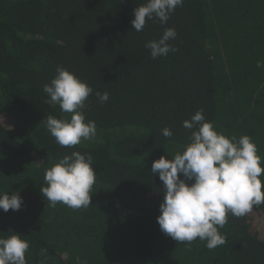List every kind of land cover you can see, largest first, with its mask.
Wrapping results in <instances>:
<instances>
[{
	"label": "trees",
	"instance_id": "obj_1",
	"mask_svg": "<svg viewBox=\"0 0 264 264\" xmlns=\"http://www.w3.org/2000/svg\"><path fill=\"white\" fill-rule=\"evenodd\" d=\"M145 2L0 0V192L23 199L0 210V237L29 242L26 264H264V205L228 215L225 245L177 243L157 222L164 186L151 172L190 142L183 121L201 107L264 157V0H184L166 24L154 18L137 32L134 9ZM168 27L178 50L152 59L145 43ZM58 66L93 88L83 111L96 135L72 148L46 128L49 115L71 116L43 91ZM72 151L93 157L91 204L49 207L45 172Z\"/></svg>",
	"mask_w": 264,
	"mask_h": 264
},
{
	"label": "clouds",
	"instance_id": "obj_2",
	"mask_svg": "<svg viewBox=\"0 0 264 264\" xmlns=\"http://www.w3.org/2000/svg\"><path fill=\"white\" fill-rule=\"evenodd\" d=\"M183 3L184 0H146L134 9L131 24L137 32L144 29L147 20L154 18L166 24L171 13ZM176 37L175 28L168 27L159 39L146 42L151 58L177 51L169 43ZM257 67H264V63L258 61ZM43 91L51 102L59 104L62 112L71 114L70 118L49 115L46 119V128L57 144L72 148L82 140L95 137L96 124L86 121L83 111L87 98L93 93L87 81L58 66L57 74L43 85ZM95 94L101 104L109 99L108 92ZM183 127L191 130L190 142L183 151L172 158L164 154L151 166V172L159 174L164 186L157 222L160 230L177 243L190 245L199 239L206 241L205 246L211 250L227 243L226 235L219 229L227 223L229 214L244 217L254 206L264 205L261 179L264 157L258 154L250 136L238 138L235 134L228 136L218 131L214 121L206 120L203 107L184 120ZM162 135L171 137L173 132L165 127ZM44 179L47 186L40 190L49 207L62 203L74 210L87 208L96 181L93 157L80 151L65 154L46 170ZM22 204L18 192H0V210L17 211ZM16 233L0 237V264H26L29 242Z\"/></svg>",
	"mask_w": 264,
	"mask_h": 264
}]
</instances>
